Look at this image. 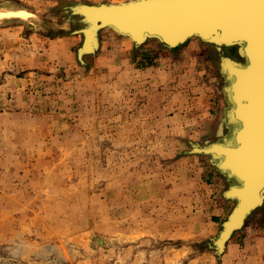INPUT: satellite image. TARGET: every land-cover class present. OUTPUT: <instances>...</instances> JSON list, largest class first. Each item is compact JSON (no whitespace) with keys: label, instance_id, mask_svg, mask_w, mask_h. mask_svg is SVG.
Returning <instances> with one entry per match:
<instances>
[{"label":"rangeland","instance_id":"1","mask_svg":"<svg viewBox=\"0 0 264 264\" xmlns=\"http://www.w3.org/2000/svg\"><path fill=\"white\" fill-rule=\"evenodd\" d=\"M66 1L0 0L28 13L0 20V264H264V208L211 248L234 203L189 153L228 132L237 49L141 52L106 29L81 64Z\"/></svg>","mask_w":264,"mask_h":264},{"label":"water","instance_id":"2","mask_svg":"<svg viewBox=\"0 0 264 264\" xmlns=\"http://www.w3.org/2000/svg\"><path fill=\"white\" fill-rule=\"evenodd\" d=\"M63 13L66 17L65 22L76 27L68 34H80L83 37L82 44L77 51V58L81 64H85L84 56L95 54L98 51H84L90 29L94 30L97 40L100 32L106 29L112 30L124 38H130L134 49H138L149 40H157L168 49L183 46L192 38L202 42L215 43L213 39L219 37L218 35L224 31L221 27L224 21L231 18L246 19L240 21L239 28L248 36L256 39L260 36L264 37V0H135L119 4L78 2L66 7ZM229 43L238 45L240 56L244 58V61L246 60L244 66L248 67L251 63L247 52L248 39L236 35ZM239 73L240 71L222 73L226 84L224 87L226 101L230 102L226 109L228 114L235 111L236 107L239 108L235 91L240 78ZM229 120L230 116L228 120L223 119L222 123L226 129H228L227 122ZM236 121L237 123L233 127L234 134L224 138V141L231 140L230 143L238 148L243 143L245 126L239 117ZM213 143L215 142L207 141L206 146ZM191 147L192 150L189 152L191 154L210 156L209 158L212 160L210 163L215 171L228 183L222 196L225 200L233 202L234 206L224 224L232 223L241 213L243 214L241 219L244 218V220L232 231L229 241L236 231L244 227L246 220L263 207L264 203L262 204L260 199L252 205L244 204L243 189L248 184V179L236 171L234 165L231 166V161H233L231 155H236V149L230 146L233 150L227 147L228 149L224 152L212 154L206 153V151H193V143H191ZM229 150L232 151L229 152ZM242 205L245 207L242 208ZM215 253L219 256V253L216 251Z\"/></svg>","mask_w":264,"mask_h":264},{"label":"bare ground","instance_id":"3","mask_svg":"<svg viewBox=\"0 0 264 264\" xmlns=\"http://www.w3.org/2000/svg\"><path fill=\"white\" fill-rule=\"evenodd\" d=\"M130 1H135V0H130ZM109 4H119V3H109ZM26 16H28V13L24 10L0 11V20L6 18L21 19ZM241 20H246V19L231 18L229 20L224 21L223 26H221L223 27L224 31L222 32V34L218 35L219 37L213 39V42L215 43L201 41L202 43L213 46L215 50L221 48L234 47L237 49V52L239 54L240 51L238 45L230 44L229 41L234 39L236 35L242 37L244 36V38H247L249 41L247 52L250 56L249 62L251 63L248 67L244 66L246 60L244 61V58H242L240 54L239 56L242 58V61L235 60L234 58L229 57L224 59L223 62L221 63V73L226 74L230 71L231 72L240 71L239 82L236 84L235 87L236 98L238 99L239 102V108L236 107L235 111H231L229 114L226 110L224 112V120H228L230 116V120L229 122H227V128H228L227 133L223 134L218 139L213 141L215 143L210 144L209 146H206L207 144L206 145L194 144L193 151H206V153L214 154L215 152L216 153L224 152L226 149H228L227 147L230 146L236 149L235 151L237 152L236 155L235 156L231 155L233 159V161H231V166L234 165L236 171L246 176L248 179V184L243 189L244 190L243 196L245 198L244 204L248 206L258 202L260 199L262 204L264 203V191H263L264 190V37L260 36L259 38L256 39L251 36H248L247 33H244L243 30L239 28V26H241L240 24ZM64 23L68 26L69 29H71L70 24L65 22V20ZM68 28L66 30H69ZM98 46L100 47V35L97 40V38L94 35V30L90 29L87 34V41H86V46L84 47V51L86 52L97 51ZM183 46L170 50H177ZM241 52H243L242 49ZM225 86L226 84L224 85V87ZM224 87H223V92L225 94ZM228 103H230L229 100ZM238 117L243 121L245 128L243 129V143L238 148H235L236 146L230 143L231 140L229 142L228 140L224 141V138L226 139L229 137L230 134L231 135L234 134L233 127L237 123L236 120L238 119ZM232 150H229V152ZM206 157L209 159V161H212L209 158L210 156L209 157L206 156ZM244 207L245 206L242 205V208ZM262 208H264V205ZM242 215L243 214L241 213L237 217V219L234 220L232 223H227V224H224V222L222 223L223 227H222V231L220 230L221 233L219 231L220 235H218V237L214 239L213 243H211V248L217 253H219V255L223 251H225L224 249L226 248V244L228 242V239L232 231L239 226L238 224L241 223L242 220H244V218L241 219L243 217Z\"/></svg>","mask_w":264,"mask_h":264},{"label":"crops","instance_id":"4","mask_svg":"<svg viewBox=\"0 0 264 264\" xmlns=\"http://www.w3.org/2000/svg\"><path fill=\"white\" fill-rule=\"evenodd\" d=\"M127 1H130V0H127ZM79 1L78 0H68V1H66L65 3H64V7H63V10L66 8V7H68V6H70V5H73V4H75V3H78ZM100 2V1H99ZM102 2H109V3H120L121 1L120 0H102ZM83 3H89V4H99L97 1H93V0H88V1H83ZM101 3V2H100ZM24 11H26V10H24ZM27 12V11H26ZM153 41H155V40H149V41H147L146 43H144L143 45H141L140 47H139V49H140V51L141 52H145V51H147V48H145V47H147L151 42H153ZM144 49H146V50H144ZM138 50V49H137ZM204 171H206V178H207V180H209V179H213V178H215V177H217V175H218V173L216 172V171H214L212 168H211V166H209V168H205V170Z\"/></svg>","mask_w":264,"mask_h":264},{"label":"trees","instance_id":"5","mask_svg":"<svg viewBox=\"0 0 264 264\" xmlns=\"http://www.w3.org/2000/svg\"><path fill=\"white\" fill-rule=\"evenodd\" d=\"M160 47L162 48V49H164V50H167V51H169V52H175V51H177V50H170V49H167V48H165L164 46H162V45H160ZM135 51L137 50V49H134Z\"/></svg>","mask_w":264,"mask_h":264}]
</instances>
